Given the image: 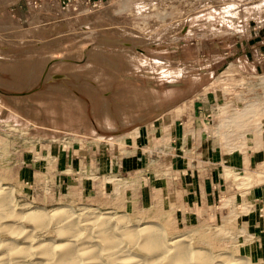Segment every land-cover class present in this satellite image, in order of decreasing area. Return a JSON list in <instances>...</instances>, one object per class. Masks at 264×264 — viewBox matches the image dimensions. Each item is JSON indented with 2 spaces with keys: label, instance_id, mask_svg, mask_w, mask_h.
<instances>
[{
  "label": "rangeland",
  "instance_id": "374dc122",
  "mask_svg": "<svg viewBox=\"0 0 264 264\" xmlns=\"http://www.w3.org/2000/svg\"><path fill=\"white\" fill-rule=\"evenodd\" d=\"M222 1L185 19L180 5L157 2L149 14L141 0H0V182L14 190L16 215L97 208L264 264L249 217L233 222L203 213L183 189L167 193L171 133L191 123L199 97H264V0ZM30 29L45 33L42 44ZM230 63L239 75L222 78ZM143 155L144 169L134 162ZM53 230L35 240L56 239Z\"/></svg>",
  "mask_w": 264,
  "mask_h": 264
},
{
  "label": "bare ground",
  "instance_id": "6f19581e",
  "mask_svg": "<svg viewBox=\"0 0 264 264\" xmlns=\"http://www.w3.org/2000/svg\"><path fill=\"white\" fill-rule=\"evenodd\" d=\"M17 204L14 190L0 182V234L13 231L23 239L20 243L0 241V251L5 249L0 253V264H252L242 256H212L196 249L189 235L170 238L147 223L134 227L124 214L102 213L91 207L76 214L72 208L61 206L16 215ZM50 227L58 233L56 239L41 240L39 236L40 240H35Z\"/></svg>",
  "mask_w": 264,
  "mask_h": 264
},
{
  "label": "built area",
  "instance_id": "2783aa9c",
  "mask_svg": "<svg viewBox=\"0 0 264 264\" xmlns=\"http://www.w3.org/2000/svg\"><path fill=\"white\" fill-rule=\"evenodd\" d=\"M141 1L146 3V11L149 14L156 13L157 9L152 5H156L157 2L160 5L168 4L174 7L180 5L188 9L185 19L190 18L197 9L219 7L223 3L222 0ZM88 3H91V0H88ZM149 5L152 8L148 7ZM235 70L233 63H230L221 77L224 78L226 73V76L239 75ZM199 98L198 109L196 113L193 112L191 123L188 124L185 121L179 123L183 129L181 137L178 139L179 151L183 159H187L184 158L186 149L197 153L199 151L198 159L194 161V165L198 168L211 167L217 171L225 186L224 194H221L214 204L200 205L202 212L210 211L212 215L216 216H221L223 213L232 214L235 218H233V222H238L242 217H249L256 210L261 217H264V201L247 198L253 189L264 184V164L262 168L249 166L244 169L230 165L227 159L233 155L249 157L264 152V97H259L256 94L223 93L219 97ZM197 99L198 97H195L194 100ZM170 138L168 148L173 146L174 150L170 151L175 153L177 147L174 146V143H177V139ZM160 166L163 169L167 168V165L164 164H160ZM170 169L173 171L172 167ZM93 175V179L98 178V175ZM143 175L144 181L150 179L147 173H143ZM177 177L176 173L172 179L175 180ZM240 233L239 237H243L246 232L241 229ZM249 235L251 238H255L254 234Z\"/></svg>",
  "mask_w": 264,
  "mask_h": 264
},
{
  "label": "crops",
  "instance_id": "0c3cea01",
  "mask_svg": "<svg viewBox=\"0 0 264 264\" xmlns=\"http://www.w3.org/2000/svg\"><path fill=\"white\" fill-rule=\"evenodd\" d=\"M35 32L31 29L30 31H28L29 34L32 33V35L30 36L32 38L37 37L40 39V41L45 38V33L42 32L41 34L36 35ZM42 43L43 42L41 41L40 44ZM196 110L194 108L191 113H196ZM181 134L182 131L180 128L173 129L171 133L172 139H177V143H174V146L177 147V151L175 153H173V151H170L171 149L174 150L173 146L169 149L168 165L172 167L174 173L178 174V177L177 179L173 180L174 183H171L173 191H171L170 187L167 186V193L172 195V197H177L178 190L183 189L184 200H186L188 203L191 204L193 202H200V205H212L221 196V194H224L225 186L222 180L219 178L218 172L213 170L211 167H202L199 168L200 171H197V166L194 165V161L198 159V154L200 153L199 151L197 153L196 151H192L191 149H186L184 158L187 159H183L181 157L182 155L179 151L180 143L178 140L181 137ZM227 159L229 164L234 167H243L244 169H246L250 166L259 168L260 164H264V153H257L256 155L249 157L233 155ZM146 161H148V157L145 158V155L140 156L138 157V159H135V166L143 167L142 169H144V167H146ZM153 183L155 184V182ZM247 198L249 200L262 199L264 201V184L253 189L249 193V196ZM247 222L248 227L255 235V238L264 241V217H261L259 215V212L256 210L249 216Z\"/></svg>",
  "mask_w": 264,
  "mask_h": 264
}]
</instances>
